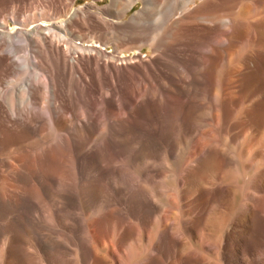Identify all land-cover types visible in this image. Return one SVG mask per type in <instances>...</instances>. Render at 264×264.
Listing matches in <instances>:
<instances>
[{
	"label": "rangeland",
	"instance_id": "rangeland-1",
	"mask_svg": "<svg viewBox=\"0 0 264 264\" xmlns=\"http://www.w3.org/2000/svg\"><path fill=\"white\" fill-rule=\"evenodd\" d=\"M230 1H221L220 10L230 7ZM235 1L236 25L224 45L205 49L208 31L188 25L172 33L164 60H180L181 67L193 69L202 81L189 95L176 87L175 77H183L176 65L165 71L164 63L153 70L120 64L129 58H158L154 41L89 33L87 40L101 45L109 57H121L111 77L125 93L128 107L136 87L165 83L170 95L153 107L159 131L162 128L159 147L149 146L141 157L133 152L122 162V172L114 175L113 155L100 146L99 170L83 189L74 186L77 149L65 130H48L50 94L40 89L39 79L28 70L12 75L11 84L1 83V92L11 90L15 98L26 84L34 85L37 97L31 92V104L14 102L12 111L34 112L46 127L34 134L14 124L9 112L0 111V264H264V0ZM88 4L96 11L115 2L73 0L72 6ZM142 6L137 1L109 19L124 23ZM170 12L159 3L144 14L155 42ZM17 51L25 57L21 47ZM228 77L234 81L226 91ZM216 86L221 87L218 93ZM71 88L66 84L60 95L54 90L56 113L66 108L79 114L83 100ZM178 123L183 132L174 128ZM153 127L146 124L144 131L153 133ZM128 131L135 133L133 125ZM77 140L79 144L82 138ZM220 150L229 158L221 157ZM3 163L12 164L13 170ZM80 193L82 205L75 199Z\"/></svg>",
	"mask_w": 264,
	"mask_h": 264
},
{
	"label": "bare ground",
	"instance_id": "bare-ground-1",
	"mask_svg": "<svg viewBox=\"0 0 264 264\" xmlns=\"http://www.w3.org/2000/svg\"><path fill=\"white\" fill-rule=\"evenodd\" d=\"M113 1L115 5L110 6V9L108 7L94 11L95 7L89 4L82 8H73V0H0V85L1 83L11 84L10 77L12 75L20 72L26 73L30 70L35 81L39 79L40 89L50 94V101L46 100L49 105L46 110L45 120L47 123H45L49 131L65 130V137L77 149L73 166L75 188L83 189L84 186L91 185L88 177L94 171L99 170L101 163L98 152L100 146L113 155L115 162L111 172L114 175L122 172V162L127 160L133 152L136 156L141 157V153L149 146L159 147V135L162 128L160 127L159 131V123L154 116L153 107L155 104L167 102L170 95L165 83L159 87L153 85L136 87L132 93L131 107H128L125 93L123 94L121 89L115 87L113 75L111 77L116 69L115 64L117 60H121V57L118 59L114 56L109 57L100 48L101 45H96V42H92L93 40H87L90 37L89 33L98 32L102 36L112 32L116 40L126 38L137 43L154 41L151 45L155 55L159 56L158 58L154 56V59L141 60L136 57L137 59L135 58L136 60L133 62L129 58L127 61L124 60L125 62L120 61V64L134 63L138 69L153 70L154 68L159 69L164 63L165 71H169L168 67L176 65L181 69L179 72L183 75L180 78L175 77L176 87L185 88L189 95L202 87V81L193 69L181 67L178 64L180 60H173L172 64L171 60H164L169 52L167 45L171 44L170 41L173 40V38L170 39L173 36L172 33H175L180 27L187 28L185 25H188V28L208 31L209 40L204 47L208 49L212 44L220 47L227 40L229 41L231 37L228 36L233 35L230 32L235 27V0L230 1V7L225 4L228 7L226 10L223 8L225 7L224 3L221 5L225 11H221L222 9L220 10L221 7L219 8L220 5H218L223 0L220 2L217 0L218 4L216 0H127L125 4L120 0ZM137 1H141L143 6L140 11L132 15L129 21L116 24L109 19L118 18L132 8ZM159 3L168 5L172 13L170 12V16L163 23L162 37L155 42L154 38L150 36L151 28L149 29L145 25V19L148 18L145 15L149 7H155ZM228 11H231L230 14L224 15L223 12ZM60 16L63 17V20L59 18ZM101 38L106 41L107 37ZM77 41L79 43H76ZM20 47L23 49L25 57L18 55L19 51L17 50ZM234 72L236 70L233 68ZM227 79L224 88L229 91L234 80L231 77ZM32 80L28 81L32 83ZM163 80L164 77L155 83V86ZM66 84L68 86L70 84L82 97L79 114L69 110L65 111L66 108L62 110L64 114L55 111L54 104L56 103L52 102L54 90L60 92V95L62 91H66ZM33 86L26 84L21 93L18 92L16 98L11 90L1 92L0 89V111L9 112L7 116L14 124L35 134L43 132L42 130L46 127L43 126L44 123L41 126L37 122V118L39 121L40 118H36L34 112L31 116V112H24L22 109L23 113L20 114H14L15 111H12L14 102L31 104ZM214 90L218 93L221 87L216 86ZM35 92H32V95H35ZM32 104L34 106L37 102ZM16 110L19 112L18 109ZM43 120L41 119V121ZM183 121L186 123V120ZM40 123L42 124V122ZM146 124L154 126L153 133L144 131ZM129 125H133L135 129V133L132 135L128 131ZM174 128L178 131L182 130V132L184 130L179 123L175 124ZM79 137L82 138V141L77 144ZM226 150L230 151L231 149ZM220 153L221 157L229 158L225 152L220 150ZM215 158L217 157L215 156ZM215 158L214 162H216ZM3 164L12 169V164H10L11 166L7 163ZM65 193H67L66 199L70 198L69 193ZM81 193L74 197L82 205L85 200H83L84 193Z\"/></svg>",
	"mask_w": 264,
	"mask_h": 264
}]
</instances>
